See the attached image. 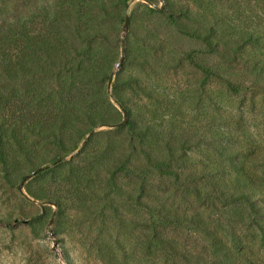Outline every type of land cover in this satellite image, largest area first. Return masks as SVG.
Masks as SVG:
<instances>
[{"label":"rangeland","instance_id":"obj_1","mask_svg":"<svg viewBox=\"0 0 264 264\" xmlns=\"http://www.w3.org/2000/svg\"><path fill=\"white\" fill-rule=\"evenodd\" d=\"M59 12L92 38L67 18L75 47L41 67L38 105L89 83L64 145L0 164V264H228L191 220L264 264V0H0V28L25 41ZM87 45L95 78L71 69Z\"/></svg>","mask_w":264,"mask_h":264},{"label":"trees","instance_id":"obj_2","mask_svg":"<svg viewBox=\"0 0 264 264\" xmlns=\"http://www.w3.org/2000/svg\"><path fill=\"white\" fill-rule=\"evenodd\" d=\"M53 14L50 16L52 23L49 27H40L35 37L29 36L25 41L19 40L13 30L5 32L3 27L0 28V83H7L6 86L0 87V164L3 166L10 165L11 153L15 157L21 155L28 162L34 163L36 157L34 150L48 141L53 140L59 145H64L63 135L67 127H74V123L78 121L77 118H73V114H69L70 111L63 110L62 107L73 109L77 101L82 99V94L89 83L82 79V76H77L76 83L66 84L62 91L57 92L61 98L60 103H55L54 99H48L46 106L38 105L40 94L36 93L34 86L39 82L37 75L41 73V67H43L44 75H46V69L50 74L51 66L58 64L65 55L69 58L68 48L75 47L68 43V38L65 36L66 29L70 28L66 23L67 18L76 25L75 36L80 37L81 40L85 39L87 44L92 38L89 34L84 36L86 32H83L80 27L85 19L84 15L79 14L77 17L71 15L72 18L67 12ZM92 36L94 37V34ZM90 48L91 45H87L86 49L78 46L75 51L84 57L80 60L71 59L70 64L72 70L78 69L85 75L87 70L95 78L100 75L98 64L107 65V63L103 62L94 50L89 51ZM22 81L27 86L24 97L26 101L18 98L17 88ZM41 109H45L43 113ZM242 198L249 205L251 216H258L259 212L251 198L246 194H242ZM191 223L208 238L214 251L228 264H255L246 258L243 252L236 253L205 222L191 220ZM259 228L263 233L264 226ZM261 239L264 244V233Z\"/></svg>","mask_w":264,"mask_h":264},{"label":"water","instance_id":"obj_3","mask_svg":"<svg viewBox=\"0 0 264 264\" xmlns=\"http://www.w3.org/2000/svg\"><path fill=\"white\" fill-rule=\"evenodd\" d=\"M161 2L164 3V0H161ZM129 27H130V19H129V17H127L125 20V24L123 26V32H122V58L116 66L117 69H120L124 64V60H125V56H126V37H127L128 32H129ZM124 114L126 116V111H124ZM41 170L42 169L40 168V169L34 171L33 173L25 176V178L23 179L22 183L19 186V189L22 190L24 184L29 179L35 177Z\"/></svg>","mask_w":264,"mask_h":264}]
</instances>
